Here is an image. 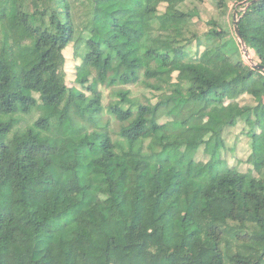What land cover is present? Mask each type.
<instances>
[{"label":"trees","instance_id":"16d2710c","mask_svg":"<svg viewBox=\"0 0 264 264\" xmlns=\"http://www.w3.org/2000/svg\"><path fill=\"white\" fill-rule=\"evenodd\" d=\"M204 1L0 0V264H264V0L251 64Z\"/></svg>","mask_w":264,"mask_h":264},{"label":"rangeland","instance_id":"374dc122","mask_svg":"<svg viewBox=\"0 0 264 264\" xmlns=\"http://www.w3.org/2000/svg\"><path fill=\"white\" fill-rule=\"evenodd\" d=\"M205 2H207V1L205 0L204 3ZM236 10H238V8L236 6L230 5V11L228 13L227 21L230 24L232 23V26H233V22H232L233 21L232 20L233 12L236 11ZM143 14H144L143 9H139L138 10V13H137V19L140 20L142 18ZM207 26H209L208 25V22L205 21L204 23L201 24V30L203 31ZM131 36L133 38H136V36L134 34H131ZM65 53H66V56H68V57L71 56V49H67L65 51ZM243 58H244V60L247 63H250L251 64V62L248 60V58L245 55H243ZM140 61L142 62V59H140ZM92 71L95 72L96 69L95 68H92ZM68 82H69V80H68ZM125 87H129L132 90L133 93H132L131 96H133L135 99L144 101L142 92L145 90V87L141 86V84H139V85L138 84H135V85H127ZM125 87H123V88H125ZM115 89H117V88H108V89L107 88H104L102 90V95H103L102 98H98V100L95 101V104L101 102L105 106L110 101L114 100L115 97L112 96L111 93H112V90H115ZM197 119H198V117L192 118V119L190 118L189 123L197 122ZM199 119L200 120H204L203 114H201L199 116ZM99 120H100V123H103V124L106 123V122H108L109 123V129H111L112 131H117L118 130V126H119L120 122L117 121L116 119H114L112 116H110L106 112V110L105 111H102V113L99 115ZM162 120L164 121L165 119H162ZM80 123L81 124H84L86 129H92V126H91L90 123L89 124L88 123H85V122H80ZM224 140H225L226 150L223 153V158H225L228 161L232 162V164H237V166L239 167L241 165L240 164V160H242L241 158H239V156L240 155H243L242 154L243 152H241L240 154L237 152V146L238 145L237 144L234 145L231 138H229V137L226 136V139H224ZM233 145L235 146V150L236 151L233 152V153H231L230 151H228L227 147L230 148ZM198 157L199 158L201 157V153L198 154ZM242 158L244 159V156ZM256 163H257V169H260L262 167V165L264 164V158L258 157ZM240 167L242 169L244 168L243 160H242V166H240ZM206 261L207 260L205 259V262Z\"/></svg>","mask_w":264,"mask_h":264},{"label":"water","instance_id":"95a60500","mask_svg":"<svg viewBox=\"0 0 264 264\" xmlns=\"http://www.w3.org/2000/svg\"><path fill=\"white\" fill-rule=\"evenodd\" d=\"M252 1H255V0H252ZM232 22H233V30L237 36V38L239 39V42L241 44V48H242V51H243V54L248 58V60L252 63L250 57H249V54H248V51H247V48L245 46V43L244 41L242 40L241 38V35H240V32H239V28H238V19H237V13L236 11L233 12V17H232ZM260 69H264V66L263 65H257Z\"/></svg>","mask_w":264,"mask_h":264},{"label":"clouds","instance_id":"9594fccd","mask_svg":"<svg viewBox=\"0 0 264 264\" xmlns=\"http://www.w3.org/2000/svg\"><path fill=\"white\" fill-rule=\"evenodd\" d=\"M248 3H249V0H244V1L240 2V4L237 3L236 7H238V4L241 5V7H242V6H245V4H246V6H247ZM241 7H239L238 10H236V13H237V14H238V11H240V8H241ZM237 19H238V15H237ZM238 40H239V39H238ZM241 49H242V48H241ZM248 54H249V53H248ZM243 55H244V54H243ZM249 57H250V55H249ZM250 59H251V58H250ZM251 61H252V59H251Z\"/></svg>","mask_w":264,"mask_h":264},{"label":"built area","instance_id":"2783aa9c","mask_svg":"<svg viewBox=\"0 0 264 264\" xmlns=\"http://www.w3.org/2000/svg\"><path fill=\"white\" fill-rule=\"evenodd\" d=\"M245 7H246V4H245V6H242V7L240 8V10H241V11H244V10H245Z\"/></svg>","mask_w":264,"mask_h":264}]
</instances>
